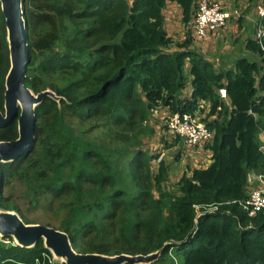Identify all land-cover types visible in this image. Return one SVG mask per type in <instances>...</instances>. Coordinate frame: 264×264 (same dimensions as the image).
I'll list each match as a JSON object with an SVG mask.
<instances>
[{"label":"trees","instance_id":"trees-1","mask_svg":"<svg viewBox=\"0 0 264 264\" xmlns=\"http://www.w3.org/2000/svg\"><path fill=\"white\" fill-rule=\"evenodd\" d=\"M169 2L190 24L181 42L167 30ZM23 8L25 84L62 99L37 106L33 148L2 164L0 208L23 213L5 195L15 183L78 252L148 254L171 241L153 264H264V210L250 215L243 205L254 187L249 174H264V36L247 37L244 54L226 66L197 49V0H24ZM9 55L0 5L2 111ZM189 84L191 95L182 96ZM160 106L200 113L214 130L204 144L210 164L184 173L176 192L164 186L167 163L153 172L159 154L144 150L153 131L144 123ZM17 137V118L0 126V140ZM5 238L0 264H60L42 239L23 248Z\"/></svg>","mask_w":264,"mask_h":264},{"label":"water","instance_id":"water-1","mask_svg":"<svg viewBox=\"0 0 264 264\" xmlns=\"http://www.w3.org/2000/svg\"><path fill=\"white\" fill-rule=\"evenodd\" d=\"M23 1L0 0L10 54V67L5 77V111L0 109V126L10 124L15 118L18 120V137L0 140V174L3 163L14 162L33 148L38 121L37 106L47 97L58 102L62 99L51 88L36 93L25 84L31 58ZM5 237H11L15 245L23 248L35 247L42 239L53 261L60 264H153L171 244V241H167L161 248L148 254L78 252L67 232L55 226L28 223L18 211L0 208V238Z\"/></svg>","mask_w":264,"mask_h":264},{"label":"rangeland","instance_id":"rangeland-1","mask_svg":"<svg viewBox=\"0 0 264 264\" xmlns=\"http://www.w3.org/2000/svg\"><path fill=\"white\" fill-rule=\"evenodd\" d=\"M248 3L250 5H248ZM261 3L264 4V0H262ZM251 4L252 2L248 0H236V6L239 8V17L237 18V27L233 36L239 35V31L243 30L244 27L245 30L242 31L239 36H241L243 32H245L246 35H249V27L244 24V15L248 14V12H251ZM252 12H254L253 9ZM164 13L166 17L167 30L173 37L174 41L181 42L185 40L187 32L190 31V24L186 26L182 22L180 7L176 4V2H169ZM240 20H243L242 23ZM225 44L229 48H232V46L236 48V45H233L229 39ZM228 47L220 46L214 41L206 47H197V49L201 50L208 57H215L219 56L223 52L222 50H225ZM186 69L189 71V66H187ZM187 87H191V85L189 84ZM184 93L185 90L182 92V95H184ZM170 115L171 112L169 111V108L162 106L156 108L153 113L150 114V117L148 121L144 123V126L152 128L153 131L144 140V150L148 151L149 155H160L161 152L165 153L163 161H165L169 166V178L165 182L164 186L166 189H170L171 192H176L179 186L178 182L182 175L184 173L191 175L194 169L206 166L210 157L208 156L209 153L204 147V144H200L199 147L191 146L186 141L181 142V140H178V136L171 134L168 131L166 124ZM203 116V118L206 117L205 115ZM82 125L88 127L89 124L82 123ZM93 133L94 131H92L90 135H93ZM94 135L96 136V133H94ZM168 145H170V147ZM151 167L153 172L158 168L157 162L155 160L151 161ZM5 195L9 197L8 199H12L14 202L20 205L23 213L19 214L25 221L30 223H41L45 225L50 224V222L53 223L52 225L57 224L50 215L45 213V211L34 209L29 205L25 198V192L20 185L11 183L6 187ZM7 239L8 238H0V242L5 248L10 245L7 243Z\"/></svg>","mask_w":264,"mask_h":264},{"label":"built area","instance_id":"built-area-1","mask_svg":"<svg viewBox=\"0 0 264 264\" xmlns=\"http://www.w3.org/2000/svg\"><path fill=\"white\" fill-rule=\"evenodd\" d=\"M256 11L258 17L262 20L261 25L257 29L256 38L261 39L264 36V4L259 3L256 6ZM237 13L239 16V12L232 11L218 0H197L196 17L193 26L195 43L204 42L209 34L226 27ZM221 95L226 99L225 89H221ZM166 127L171 134L183 137L191 146L205 144L212 141L214 137V130L206 125L200 113L195 115L188 113L171 114L167 119ZM164 156L165 153L161 152L156 162L160 163ZM243 205L250 215H256L264 210V174H258L257 184L251 189L249 197ZM216 208L213 207L208 210H216Z\"/></svg>","mask_w":264,"mask_h":264},{"label":"crops","instance_id":"crops-1","mask_svg":"<svg viewBox=\"0 0 264 264\" xmlns=\"http://www.w3.org/2000/svg\"><path fill=\"white\" fill-rule=\"evenodd\" d=\"M218 1L225 4V6L230 8L232 11L239 12V8H237V6H236V0H218ZM261 2H262V0H259L256 4L252 3L251 7H250L251 12H248V14L244 15V17H245L244 18V22H245L244 24L247 25V27H249L248 28L249 35H246L245 32H243V34L241 36H239L241 34V32L245 30V27H244L243 30L239 31V35L233 36V34L235 33V30H236V27H237V23L234 22V24H233V21H231L230 23H228V25L226 27L220 28L216 32L209 34L208 38L204 42L196 43L197 47H206L207 45H209L211 42H214V41L216 42V44H218L220 46L228 47L225 43L229 39L230 42L233 43V45L234 44L236 45V48L234 46H232V48L228 47L227 49L222 50L223 52L219 56H215V57H208L207 56V57L210 58L211 60H213L218 65L232 66L233 63L235 62V60L244 54L243 53L244 40L250 36L256 37L255 34L257 32L259 25H261V22H262V20L257 15L256 6ZM248 5H250V4L248 3ZM252 9L254 12H252ZM238 17L239 16L237 13V15L234 16V18L237 19ZM232 27H233V30H232ZM240 38H242V39H240ZM190 95H191V87H187L185 89L184 95H182V96H190ZM208 110H209L208 103H206L205 111L207 112ZM262 138L264 140V134L263 133L261 134V139ZM178 140H181V142L182 141L185 142V139L181 136H178ZM195 147H199V146H195ZM207 151L209 153L208 156L210 157V159H209L208 163L206 164V166L209 165L211 162V152L209 150H207ZM258 174L259 173L256 171L251 172L249 174V180L253 184V186H255L257 184Z\"/></svg>","mask_w":264,"mask_h":264}]
</instances>
